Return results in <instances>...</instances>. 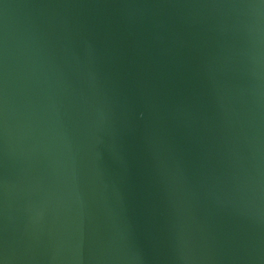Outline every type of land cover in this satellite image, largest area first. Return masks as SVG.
Masks as SVG:
<instances>
[{
	"label": "water",
	"instance_id": "water-1",
	"mask_svg": "<svg viewBox=\"0 0 264 264\" xmlns=\"http://www.w3.org/2000/svg\"><path fill=\"white\" fill-rule=\"evenodd\" d=\"M0 264H264V0H0Z\"/></svg>",
	"mask_w": 264,
	"mask_h": 264
}]
</instances>
